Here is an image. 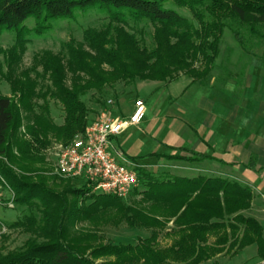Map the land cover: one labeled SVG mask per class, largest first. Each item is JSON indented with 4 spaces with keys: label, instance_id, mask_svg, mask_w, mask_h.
I'll list each match as a JSON object with an SVG mask.
<instances>
[{
    "label": "trees",
    "instance_id": "trees-1",
    "mask_svg": "<svg viewBox=\"0 0 264 264\" xmlns=\"http://www.w3.org/2000/svg\"><path fill=\"white\" fill-rule=\"evenodd\" d=\"M180 9L188 10L191 16ZM90 10L105 16L100 27L86 28L83 41L66 42L65 55L46 51L41 57L45 74H49L52 82L48 90L62 104L64 122L54 123L47 102L40 106L38 113L34 112L32 101L38 96L34 80H21L14 89L20 93L21 105L34 113L30 131L35 142L47 144L42 139L50 134L59 140L72 139L85 130L92 116L106 107L108 99L119 101L141 82H166L184 72L192 78L190 85L208 84L226 30L231 31L235 41L250 56L256 55V48L264 40V0H0V33L15 32L18 42L24 43L32 31L42 35L52 28L54 21L75 19L78 13ZM29 19L35 21L33 28L26 24ZM147 25H151L153 31L149 32ZM138 32L142 33L141 37ZM149 35L150 42L146 37ZM244 67L245 64L239 77L226 69L223 81L240 80ZM120 82L125 88L117 90ZM91 90L98 96L100 109L97 111L82 99ZM20 121V107L12 98L0 95V155L5 153L2 147L9 142L11 126L16 123L18 127ZM189 153V157L163 156L190 162L210 159L199 152ZM138 173L140 186L132 193L173 207L172 216L184 232L182 239L163 250L145 242L101 246L93 253L113 255L116 259L96 263L81 252L80 245L64 240V219L69 212L65 198L45 184L27 181L0 160V182L15 192L17 203L42 207L40 223L43 225L39 223L41 217L29 216L9 226L38 224V230L51 238L42 244L28 240L21 250L0 255V264H131L140 261L166 264L171 258L185 264H200L220 253L227 241L223 240L222 245L218 240L208 244V235L217 228L234 231L230 248H235L236 252L256 243L259 256L264 258L262 224L255 217L241 213L250 207L253 198L249 185L201 174L192 178L177 175L159 178L143 167H138ZM72 193L92 199L91 211L120 199L113 194H97L88 184ZM228 215L233 218L225 224ZM0 224L5 222L0 220ZM240 229L242 234L235 235Z\"/></svg>",
    "mask_w": 264,
    "mask_h": 264
},
{
    "label": "rangeland",
    "instance_id": "rangeland-1",
    "mask_svg": "<svg viewBox=\"0 0 264 264\" xmlns=\"http://www.w3.org/2000/svg\"><path fill=\"white\" fill-rule=\"evenodd\" d=\"M180 10L191 16L188 10ZM105 20V16L95 10H90L86 13L80 12L75 19L54 21L52 28L42 35L32 31L26 37L24 43L18 42L15 32L4 31L0 33V95L12 98L17 106L20 107L21 114V121L18 127L15 123L10 128L9 142L2 147L5 153L0 155V160L27 181L45 184L46 187L56 194L65 198L69 204V212L64 219V240H68L77 246L80 245L79 247H82L80 248L81 252H84L86 256L92 258L96 263L116 259L113 255L94 254L93 251L101 246L128 243L136 245L140 242H145L156 249L163 250L168 249L176 240H181L184 232L180 231L182 226L175 221L176 217L172 216L174 208L160 203H153L141 194L132 193L127 198L107 202L101 209L91 211L89 206L92 199L72 193V190L81 188L87 183L82 179L61 176L55 170V147L57 144L67 141L59 140L53 134H50L47 139H42L43 142L47 141V144L35 142L30 131V127L34 124L32 121L34 113L21 105L19 101L20 93L19 91L15 92L14 89L20 85L21 80H34L37 83L36 92L38 93V96L32 101L34 112L38 113L40 106L47 102L54 123L62 124L64 122L63 107L48 90L52 88V82L49 79V74H45L41 57L46 51L65 55L66 42L73 39L79 42L83 41L86 28L90 26L100 27ZM26 24L28 27L33 28L35 21L29 19ZM140 26L142 27L143 24ZM147 30L151 32L153 27L147 25ZM137 35L141 37L142 33L138 32ZM146 37L149 42L152 40L150 35ZM250 57L235 41L231 31L226 30L222 38L221 52L216 59V66L210 74L209 83L222 82L226 69L233 71L235 76L239 77L244 64ZM191 81V77L184 72H180L173 79L162 83H165V86L168 87L173 84L172 87L175 86L181 91L184 87L189 86ZM67 82L69 85L71 84L70 79ZM124 88L125 86L122 82L117 84V90ZM130 90L132 89L130 88ZM130 90L119 101H115L114 105L109 106L115 114H122L123 116L130 114H128L129 108H131L133 101L138 95L137 91L130 93ZM46 91L49 93L48 96L44 97L43 94ZM144 91H146L145 87L139 90L141 99ZM97 98L95 90L89 91L82 97L87 105L96 111L100 109ZM149 115L153 116V113ZM190 155L184 156L189 157ZM160 161L158 164L151 165L148 168L153 175L159 178L183 172V169H179L176 166H188L191 163L193 165L196 163V161L190 162L167 158H163ZM175 164L176 166L173 167ZM192 172L198 171L193 170ZM224 178L245 184L231 176H224ZM15 199V192L7 184L0 182V220L5 222V224H0V255L21 250L28 240H35L38 244L48 243L51 240L41 230H38V224H28L26 227L20 225L9 226L10 223L17 220H27L29 216L41 217L40 211L42 207L40 204L17 203ZM57 206L60 205L57 204ZM241 213L246 217H255L264 228V192L253 191L250 207L241 211ZM232 218L233 215L226 216L225 224H228ZM41 219L42 217L39 223ZM40 224L43 225L42 222ZM233 232L230 228H217L210 233L207 237L209 240L208 244L218 240L222 245L223 240L227 241L222 246L220 253L211 259L204 260L200 264H264V258L259 256L256 243L237 252L235 248H230V243L233 240L231 234ZM241 234L242 229L237 230L235 235ZM131 264L146 263L140 261ZM166 264L185 263L171 258Z\"/></svg>",
    "mask_w": 264,
    "mask_h": 264
},
{
    "label": "crops",
    "instance_id": "crops-1",
    "mask_svg": "<svg viewBox=\"0 0 264 264\" xmlns=\"http://www.w3.org/2000/svg\"><path fill=\"white\" fill-rule=\"evenodd\" d=\"M172 85L144 81L129 91H137V99L140 88H146V114L115 139L127 158L148 170L163 155L199 152L210 159L175 164L183 169L177 176H231L264 192V42L246 61L240 80L192 84L181 91Z\"/></svg>",
    "mask_w": 264,
    "mask_h": 264
},
{
    "label": "built area",
    "instance_id": "built-area-1",
    "mask_svg": "<svg viewBox=\"0 0 264 264\" xmlns=\"http://www.w3.org/2000/svg\"><path fill=\"white\" fill-rule=\"evenodd\" d=\"M107 105L91 117L85 130L55 147L56 172L67 178L82 179L92 191L127 198L140 186L138 167L118 146L115 139L130 125L139 124L146 112L143 99L135 100L127 117L117 115Z\"/></svg>",
    "mask_w": 264,
    "mask_h": 264
}]
</instances>
